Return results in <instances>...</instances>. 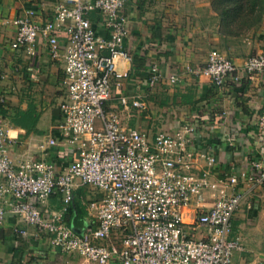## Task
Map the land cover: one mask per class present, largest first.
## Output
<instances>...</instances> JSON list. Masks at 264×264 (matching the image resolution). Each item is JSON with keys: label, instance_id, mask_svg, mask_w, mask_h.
Listing matches in <instances>:
<instances>
[{"label": "built area", "instance_id": "obj_1", "mask_svg": "<svg viewBox=\"0 0 264 264\" xmlns=\"http://www.w3.org/2000/svg\"><path fill=\"white\" fill-rule=\"evenodd\" d=\"M125 7L126 0H58L52 18L44 23L34 22L32 12L13 21V49L42 38L50 56L64 64L57 130L60 143L74 148L77 157L62 173L41 158L16 165L0 123V222L9 212L34 229L33 238L45 236L52 251L77 255L87 264H232L233 254L241 249L239 238L233 236V217L245 196L264 185V166L253 160L248 169L232 166L230 174L213 177L216 152L211 147L191 149L197 123L151 135L124 125L118 111H105L113 85L119 93L127 77L116 71V59L129 60L124 49ZM92 14L100 18L98 29L104 34L94 28ZM59 34L64 35L62 55ZM184 72L206 77L217 88L228 82L237 86L244 77L264 76V53L237 66L211 49L203 65L186 66ZM160 80L152 66L146 87ZM177 81L176 75L170 76L171 84ZM118 95L123 111L145 110L141 96ZM256 125L258 141L264 144V104ZM57 144L49 138L40 147L46 151ZM76 187L101 195L87 205L95 218L81 234L65 219ZM53 195L60 198L57 211L48 208Z\"/></svg>", "mask_w": 264, "mask_h": 264}, {"label": "crops", "instance_id": "obj_2", "mask_svg": "<svg viewBox=\"0 0 264 264\" xmlns=\"http://www.w3.org/2000/svg\"><path fill=\"white\" fill-rule=\"evenodd\" d=\"M211 1L126 0L128 36L124 49L129 60L116 59V71L127 74L121 80L119 93L129 99L141 96L146 108L123 111L113 85L105 111H118L124 125L151 135L172 133L184 124L197 123L191 149L211 147L217 157L213 177H224L231 173L232 166L248 169L253 160L264 166V144L258 141L256 125L264 104V76L244 77L240 85L228 82L224 88H217L206 77L195 78L184 72L186 66L203 65L208 52L220 41L218 17ZM57 3L58 0H0V64L4 74L0 80V123L6 131L8 155L14 164L41 158L62 173L77 157L74 148L60 143L57 130L62 119L59 105L64 98V64L50 56L42 38L32 46L11 47L16 32L13 21L17 17L32 12L34 22L44 23L52 18ZM91 22L104 34L98 29L97 14L91 15ZM254 33L252 50L255 55L264 53V16ZM63 37L58 35L61 55ZM231 59L237 66L245 60ZM152 66L157 67L161 80L154 87H146ZM171 75L177 76V83L169 82ZM49 138L59 144L42 151L41 144ZM74 195L85 205L84 225L74 226L69 212L65 219L70 227L81 231L88 220L95 218L87 205L100 200L101 195L89 187H76L73 200ZM48 208H60L58 195L49 198ZM232 224L233 236L241 243L232 264H264V185L245 196ZM33 231L6 212L0 222V264H22L24 260L56 264L63 260L62 255L51 250L45 236L33 238Z\"/></svg>", "mask_w": 264, "mask_h": 264}, {"label": "trees", "instance_id": "obj_3", "mask_svg": "<svg viewBox=\"0 0 264 264\" xmlns=\"http://www.w3.org/2000/svg\"><path fill=\"white\" fill-rule=\"evenodd\" d=\"M211 6L219 18L222 39L235 40L244 32L256 29L263 20L264 0H213ZM132 60L135 61L134 58ZM86 214L82 199L74 195L68 213L74 226L83 227Z\"/></svg>", "mask_w": 264, "mask_h": 264}, {"label": "rangeland", "instance_id": "obj_4", "mask_svg": "<svg viewBox=\"0 0 264 264\" xmlns=\"http://www.w3.org/2000/svg\"><path fill=\"white\" fill-rule=\"evenodd\" d=\"M213 1V0H212ZM212 7V6H211ZM213 10V8H212ZM264 16V15H263ZM218 34H219V18H218ZM254 30L244 32L239 38L232 40L223 38L220 36V41L218 45L215 46L216 50L224 52L228 57H238V58H248L255 55L253 52V44L256 40V34H253ZM60 254V253H59ZM61 255V254H60ZM63 260L61 262H56V264H87L84 259L77 255H66L62 254Z\"/></svg>", "mask_w": 264, "mask_h": 264}, {"label": "water", "instance_id": "obj_5", "mask_svg": "<svg viewBox=\"0 0 264 264\" xmlns=\"http://www.w3.org/2000/svg\"><path fill=\"white\" fill-rule=\"evenodd\" d=\"M72 228V227H71ZM73 229V231L75 232V233H77V234H81V231H79V230H77V229H75V228H72Z\"/></svg>", "mask_w": 264, "mask_h": 264}]
</instances>
